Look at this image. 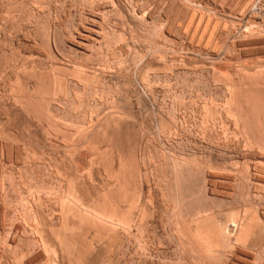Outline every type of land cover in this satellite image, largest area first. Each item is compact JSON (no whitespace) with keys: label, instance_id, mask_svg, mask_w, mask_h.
<instances>
[{"label":"rangeland","instance_id":"1","mask_svg":"<svg viewBox=\"0 0 264 264\" xmlns=\"http://www.w3.org/2000/svg\"><path fill=\"white\" fill-rule=\"evenodd\" d=\"M98 1L0 0V23L7 18L11 20H8L10 27L15 26L7 31L9 42L17 33L14 38L19 44L15 42V46L8 47H17L15 59L18 58L20 73L17 70L22 79H13L9 72L0 70L1 93L14 92L18 103L19 100L22 103L17 107L14 121L5 100L0 102V264H242L247 258L253 262L249 264H264V230L261 231L264 229L261 224L264 223V190L253 183L254 172L260 177L264 174V154L260 153L264 147L257 149L249 144L255 138L264 143L261 119L264 112L261 114L260 108L255 107L259 115H254L260 119L255 118L259 122L253 124V116L246 115L252 110L251 105L245 109L252 96L241 104L244 103L241 95L246 92L252 90L254 95L264 92V0H100L99 3L114 4V9L105 13L106 37L103 36V43L93 47L92 52L76 54L71 50L73 37L85 26L92 12L99 10ZM195 16L210 19L207 33L202 28L203 33L194 32L200 19ZM11 30L16 32L11 33L13 36ZM205 54L214 58H207ZM247 75L248 82L242 80ZM250 79L254 85L249 83ZM242 82L249 83L248 88L241 90ZM12 87L16 91L9 92ZM230 87L232 91L246 92L236 90L238 96L240 93L238 97L235 91L231 93ZM263 94L255 95L257 99L251 98L261 103L258 104L262 106L261 112ZM20 98H28L25 105L33 108L30 109L34 115L25 113L27 106L24 111V100ZM233 98L239 104L232 102ZM229 101L234 104L230 105ZM251 101L254 100L250 104ZM206 103L209 106L205 107ZM211 104L214 114L222 116H217L219 120L212 118L216 120L212 121L215 125L209 123L210 117H216L212 110V115L209 114ZM227 105L231 111L235 109V115L245 113L239 116L240 121ZM233 105L242 108L237 111L239 106ZM201 107L206 108L205 112ZM226 113L237 119L227 118ZM223 115L226 116L223 118ZM241 116H250L252 120L244 126ZM220 120L224 123L220 124ZM237 122L241 124L236 125ZM9 134L15 139L14 144L9 142ZM252 153L261 156L262 166L255 168L250 162L248 154ZM259 168L263 173L258 172ZM224 177H229V181H223ZM208 179L216 181L211 184ZM224 184L228 187L224 186L223 192ZM108 211L111 216L107 215ZM195 215L203 224L196 222ZM251 215L262 218L256 221L260 232L251 234L252 240L248 238L250 241L247 239L242 245L240 242L223 244L210 255L197 251V241L192 243L194 237L189 233H196L201 226L202 229L206 226L203 230L208 227L212 230L228 221L233 227L239 221L248 222ZM90 217L109 220L103 219L104 223L102 220L99 225V219L96 223L93 220V224ZM115 218L122 220L124 227ZM83 219L86 224L82 223ZM131 220L126 230L125 223ZM115 223L122 227L118 228ZM101 227L106 228L101 230ZM186 233L190 238L187 239Z\"/></svg>","mask_w":264,"mask_h":264},{"label":"bare ground","instance_id":"2","mask_svg":"<svg viewBox=\"0 0 264 264\" xmlns=\"http://www.w3.org/2000/svg\"><path fill=\"white\" fill-rule=\"evenodd\" d=\"M2 1H4V0H2ZM17 1H18V0H17ZM90 1H91V0H90ZM92 1L96 2V1H98V0H92ZM99 1H100V0H99ZM99 1L97 2V3L99 4V10H98L99 12L97 11V12H92L93 14H91V15L89 14L90 17H89L88 22H86V24H84L85 26H82L81 30H80L79 32H77V35H75V37H73V38H74V40H73V46H72V48H71V47H70V48H71V50H72L73 52H75L76 54H78V53H82V54H83V53H86V54H87V52L89 53L90 50H91L93 47H96L97 44H99V43H103V42H102V40L104 39V38H103V36H104V33H103V32H105V31H104V30H105L104 27L107 26V25L104 26V24L106 23L105 20L107 21V19H106V17H105V15H106L105 13H108V11H112V9H114V4H113V2H110V1L107 2L108 0H107L106 2L104 1L105 3H104V2H103V3L100 2L101 4L99 3ZM21 2H22V1H21ZM28 2H30V1H28ZM65 2H66V1H65ZM87 2H88V1H87ZM7 3H8V2H7ZM56 3H57V1H56ZM60 3H61V2H60ZM8 4H9V3H8ZM12 4H13V2H12ZM21 4H22V3H21ZM23 4H24V3H23ZM23 4H22V5H23ZM25 4H26V3H25ZM30 4H31V2H30ZM2 5H3V3H2ZM5 5H7V4H5ZM94 5H95V4H94ZM17 6H18V5H17ZM24 6H25V5H24ZM27 6H28V5H27ZM57 6H58V5H57ZM8 7H9V6H8ZM15 7H16V5H15ZM21 7H22V6H21ZM59 7H61V6H59ZM16 8H17V7H16ZM22 8H23V7H22ZM25 8H26V7H25ZM96 8H97V7H96ZM14 9H15V8H14ZM27 9H28V8H27ZM29 10H30V9H29ZM29 10H28V12H29ZM250 10H251V9H250ZM15 11H16V9H15ZM90 12H91V11H90ZM26 13H27V12H26ZM112 13H113V12H112ZM16 14H17V13H16ZM23 14H24V13H23ZM13 15H14V14H13ZM26 15L29 16V14H26ZM109 15H111V12H110ZM109 15H108V16H109ZM194 15H195V14H194ZM194 15H193V16H194ZM111 16H113V15H111ZM145 16H146V15H145ZM14 17H16V16H14ZM18 17H20V16H18ZM86 17H87V16H86ZM195 17H197V16H195ZM199 17H200V16H199ZM199 17H197V18H199ZM245 17H246V16H245ZM10 18H11V17H10ZM26 18H27V17H26ZM28 18H29V17H28ZM87 18H88V17H87ZM108 18H110V17H108ZM135 18H136V16H135ZM139 18H140V17H139ZM11 19H12V18H11ZM15 19H17V18H15ZM104 19H105V20H104ZM193 19H195V18L193 17ZM8 20L11 21L10 19H7V18H6V20L4 19V21L0 23V30H2V32H1V33H2V37H0V44L3 43V44L1 45L2 48H0V49H2V50H1V52H2V53H1V54H2V59H1V62H0V64H1V65H0V70H1L2 73H4L5 71H6V72H9V76H10L11 78H13V79L16 78V79H17V78L20 77V76L18 75L19 67L17 68V59H18V58L15 59V58H16V55H17V54H16V52H17L16 48H17V47H16V48H15V47H13V48H9V47H8L9 44L15 46V42H17V38H14V36L17 37V35H16L17 33H16L15 31H13V30L10 31V34L13 33V32L16 33V34H15L14 36L11 34V35L13 36V38H11L12 41L10 40V42H9V39H8V38H9V36H8L9 34H7V33H9V32H7V31H9V29H13L15 26L13 25L14 27L11 28ZM12 20H13V19H12ZM17 20H18V19H17ZM133 20H134V19H133ZM145 20H146V19H145ZM197 20H198V19H197ZM26 21H27V20H26ZM86 21H87V20H86ZM135 21H136V20H135ZM19 22H20V21H19ZM27 22H28V21H27ZM141 22H142V21H141ZM210 22H211L210 19L205 20L204 18H201V17H200V19L198 20V22L196 21V24H195L196 26H195V31H194V32H196V33L202 32V29H204L203 32H205L206 30H208L207 27L210 25ZM22 23H24V22H22ZM30 23H31V22H30ZM194 23H195V20H194ZM216 23H217V22H216ZM14 24H15V23H14ZM219 24H220V23H219ZM22 25H23V24H22ZM22 25H21V26H22ZM26 25H27V24H26ZM26 25H25V26H26ZM31 25H32V24H31ZM31 25H30V26H31ZM23 26H24V25H23ZM23 26H22V27H23ZM217 26H218V24H217ZM16 27H17V26H16ZM19 27H20V26H19ZM218 27H219V26H218ZM17 28H18V27H17ZM20 28H21V27H20ZM20 28H19V29H20ZM24 28H25V27H24ZM201 28H202V29H201ZM210 28H211V27H210ZM213 29H215V28L213 27ZM25 30H26V29H25ZM25 30H24V31H25ZM16 31H17V30H16ZM203 32H202V33H203ZM213 32H214V31H213ZM14 33H13V34H14ZM20 33H21V31H20ZM196 33H195V35H194L195 37L197 36ZM205 33H207V32H205ZM24 34H26V33H24ZM199 34H200V33H199ZM251 34H252V33H251ZM11 35H10V36H11ZM19 35H20V34H19ZM210 35H211V34H210ZM212 35H213V33H212ZM0 36H1V34H0ZM7 36H8V37H7ZM12 36H11V37H12ZM27 36H28V35H27ZM27 36H25V37L28 38ZM194 36H193V37H194ZM245 36H246V35H245ZM23 37H24V36H23ZM29 37H30V36H29ZM104 37H106V35H105ZM198 37H199V36H198ZM198 37H197V38H198ZM202 37H203V36H202ZM18 38H19V37H18ZM53 38H54V37H53ZM73 38H72V39H73ZM200 38H201V37H200ZM210 38H211V37H210ZM56 39H57V38H56ZM193 39H194V38H193ZM201 39H202V38H201ZM18 40H19V41H22V39L20 40V38H19ZM195 40H196V39H195ZM208 40H209V39H208ZM210 40H211V39H210ZM53 41H54V39H53ZM104 41H105V40H104ZM71 42H72V41H71ZM17 43L19 44V42H17ZM20 43H21V42H20ZM26 43H27V42H26ZM26 43H25V44H26ZM30 43H31V42H30ZM27 45H28V44H27ZM71 45H72V44H71ZM30 46H31V44H30ZM99 46H100V45H99ZM27 48L29 49V47H27ZM25 49H26V47H25ZM30 49H31V47H30ZM19 50H21V49H19ZM92 50H93V49H92ZM92 50H91V52H92ZM94 50H95V49H94ZM8 51H9L10 53H8ZM200 51H201V49H200ZM200 51H199V52H200ZM202 52H203V51H202ZM202 52H201V53H202ZM209 52H210V51H209ZM19 53H20V52H19ZM20 54H21V53H20ZM73 54H74V53H73ZM198 54H199V53H198ZM203 54H204V53H203ZM203 54H201L202 58H203V56H204ZM206 54H208V53H206ZM206 54H205V56L207 57ZM89 55H90V54H89ZM213 56H214V55H213ZM19 57H20V55H19ZM24 57H25V56H24ZM197 57H198V56H197ZM209 57H211V56H209ZM209 57H207V58H209ZM187 58H188V57H187ZM195 58H196V57H195ZM200 58H201V57H200ZM207 58H206V59H207ZM211 58H214V57H211ZM197 59H198V58H197ZM155 60H156V59H155ZM200 60H201V59H200ZM204 60H205V58H204ZM209 60L212 61V59H209ZM158 61H159V60H158ZM195 61H197V60H195ZM205 61L207 62V60H205ZM205 61H204V62H205ZM201 62H202V65H204L203 61H201ZM29 63H30V62H29ZM182 63H183V62H182ZM208 63H209V61H208ZM208 63H206V64H208ZM212 63H214V62H212ZM215 63H216V62H215ZM185 64H186V63H185ZM195 64H196V63H195ZM200 64H201V63H200ZM179 65H180V64H179ZM213 65H214V64H213ZM221 65H222V64H221ZM24 66H25V65H24ZM29 66H30V65H29ZM176 66H177V65H176ZM180 66H181V65H180ZM197 66H198V65H197ZM199 66H200V65H199ZM21 67H22V66H21ZM25 67H26V66H25ZM59 67H60V66H59ZM110 67H111V66H110ZM113 67H114V66H113ZM183 67H184V66H183ZM27 68H28V67H27ZM62 68H63V67H62ZM119 68H120V67H119ZM123 68H124V67H123ZM197 68H199V67H196L195 69H197ZM200 68H201V67H200ZM202 68H203V67H202ZM17 69H18V70H17ZM20 69H21V68H20ZM22 69H24V68H22ZM28 69H29V68H28ZM63 69H64V68H63ZM79 69H80V68H79ZM92 69H93V68H92ZM121 69H122V68H121ZM121 69H120V70H121ZM175 69H176V68H175ZM178 69H179V68H178ZM192 69H193V68H192ZM25 70H26V69H25ZM56 70H57V69H56ZM56 70H55V71H56ZM58 70H60V69H58ZM64 70H65V69H64ZM77 70H78V69H77ZM110 70H111V69H110ZM206 70H207V67H206ZM215 70H216V69H215ZM83 71H84V70H83ZM94 71H95V70H94ZM188 71H189V70H188ZM203 71H204V70H203ZM1 72H0V73H1ZM75 72H76V71H75ZM75 72H74V73H75ZM79 72H80V71H79ZM84 72H85V71H84ZM112 72H113V71H112ZM120 72H121V71H120ZM120 72H119V73H120ZM201 72H202V71H201ZM245 72H246V71H245ZM19 73H20V70H19ZM31 73H32V72H31ZM56 73H57V71H56ZM77 73H78V72H77ZM80 73H82V71H81ZM80 73H79V74H80ZM86 73H87V71L85 72V74H86ZM121 73H122V72H121ZM184 73H185V72H184ZM190 73H191V72H190ZM209 73H210V72H209ZM6 74H8V73H6ZM6 74H5V75H6ZM24 74H26V72H25ZM79 74H78V75H79ZM221 74H222V73H221ZM260 74H262V73H260ZM1 75H2V74H1ZM17 75H18V76H17ZM26 75H27V74H26ZM72 75H73V74H72ZM130 75H131V74H130ZM183 75H184V74H183ZM190 75H191V74H190ZM194 75H195V73H194ZM197 75H198V74H197ZM201 75H202V74H201ZM257 75H258V73L256 74L255 77H257ZM262 75H263V74H262ZM262 75H261V76H262ZM7 76H8V75H6V77H7ZM83 76H84V74H83ZM95 76H96V75H95ZM245 76H246V75H245ZM245 76H244V78H245ZM247 76H248V75H247ZM252 76H253V75H252ZM3 77H4V75H3ZM81 77H82V76H81ZM88 77H91V76H88ZM118 77H119V76H118ZM123 77H124V76H123ZM201 77H202V76H201ZM242 77H243V76H242ZM85 78H86V77H85ZM91 78H93V77H91ZM204 78H205V77H204ZM228 78H229V77H228ZM247 78L249 79V76L246 77V79H243V78H242V80H245L246 82H248L249 80H248ZM4 79H5V78H4ZM9 79H10V78H9ZM13 79H12V80H13ZM80 79H81V78H80ZM82 79H84V78L82 77ZM87 79H88V78H87ZM93 79H94V78H93ZM98 79H99V78H98ZM218 79H219V78H218ZM220 79H221V78H220ZM255 79H256V78H255ZM1 80H2V79H1ZM17 80L19 81V80H22V79L19 78V79H17ZM17 80H16V81H17ZM203 80H204V79H203ZM247 80H248V81H247ZM252 80H254V79L252 78ZM23 81H24V80H23ZM86 81H87V80H86ZM227 81H228V80H227ZM14 82H15V81H14ZM14 82H13V83H14ZM206 82H207V81H206ZM246 82H242L241 85L239 84V85H240L239 88H241V90H242V87H243V88H244V87H247V88H248V85H247V84L251 83V79H250V82H249V83L246 84ZM256 82L258 83V81H256ZM21 83H22V82H21ZM119 83H120V82H119ZM214 83H215V82H214ZM240 83H241V82H240ZM259 83H260V82H259ZM259 83H258V84H259ZM16 84H17V82L15 83L14 86H16ZM196 84H197V83H196ZM199 84H200V83H199ZM215 84H216V83H215ZM243 84H244V85H243ZM251 84H253V82H252ZM251 84H250L249 86H251ZM262 84H263V83H262ZM20 85H21V84H20ZM202 85H203V84H202ZM242 85H243V86H242ZM246 85H247V86H246ZM253 85H254V84H253ZM260 85H261V84H260ZM26 86H27V85H26ZM210 86H211V85H210ZM225 86H226V85H225ZM229 86H230V85H229ZM229 86H227V87H229ZM232 86H233V85H232ZM258 86H259V85H258ZM18 87H20V86H18ZM18 87H17V88H18ZM24 87H25V85H24ZM206 87H207V86H206ZM233 87H235V85H234ZM262 87H263V86H262ZM13 88L16 89L15 87H12V88H10L9 92H10ZM26 88H27V87H26ZM26 88H24V89H26ZM29 88H30V87H29ZM237 88H238V86H237ZM14 89H13L12 91H16V90H14ZM20 89H21V88H20ZM22 89H23V88H22ZM193 89H194V88H193ZM228 89H229V88H227V90H228ZM1 90H2V89H1ZM236 90H239V89H235V90H234L235 92H234V91H232V89H231V87H230V91H232L231 93L234 92V93L237 94V96H238V93H236ZM244 90H245V89H244ZM18 91L20 92L21 90H18ZM199 91H200V90H199ZM239 91H240V90H239ZM251 91H252V90H251ZM251 91H248V93H250V94H248V93L246 92V90H245V91H240V93L243 92L242 94H244V93L246 92L245 95H241V97L243 96V98L240 97V98L243 100V102H244V103H241V102L239 101L241 104H245V101L248 100V98H250V96L254 97L255 95H260V94L264 93V92H261L260 94H259V93H258V94L255 93V95H254V93H253L254 91H252V92H251ZM19 92H18V95H20ZM228 92H229V91H228ZM228 92H227V93H228ZM237 92H238V91H237ZM0 93H1V91H0ZM7 93H8V92H7ZM13 93H14V92H10V94H4V93H1L2 95H0V102H2V101L4 102V100H5V103H4V104L7 106V108H8L9 111H10V112L8 111V112H9V115L12 117V119L14 118V121H15V119H16V117H17V113H18V112H17V110H18L17 107H18V105H21V106H22V103L20 104V102H21L20 100H19V103H18V100H17L18 97H17V96L14 97V95H16V93H15L14 95H13ZM231 93H228V94L230 95ZM240 93H239V96H240ZM24 94H25V93H24ZM12 95H13V96H12ZM22 95H23V94H22ZM196 95H198V93H197ZM225 95H226V93H225ZM232 95H233V94H232ZM232 95H231V96H232ZM246 95H247V96L249 95V96L247 97ZM263 95H264V94H263ZM23 96H25V95H23ZM30 96H31V94H30ZM200 96H201V95H200ZM202 96H203V95H202ZM204 96H207V95H204ZM216 96H217V95H216ZM231 96H230V97H231ZM239 96H238V97H239ZM244 96L247 97V98H245ZM21 97H22V96H21ZM27 97H29V96H27ZM194 97H195V96H194ZM194 97H193V98H194ZM225 97H227V96H225ZM232 97H233V96H232ZM252 97H251V98H252ZM257 97H258V96H257ZM257 97H254V98L257 99ZM261 97H262V96H261ZM263 97H264V96H263ZM30 98H31V97H30ZM202 98H203V97H202ZM206 98H207V97H206ZM208 98H209V97H208ZM211 98H212V97H211ZM211 98H209V99H211ZM227 98H229V97H227ZM227 98H226V99H227ZM234 98L236 99V96H235ZM234 98H233V99H234ZM251 98L249 99V101H250V100H254V101H255V102L253 101V102H254V106L252 105V103H253L252 101H251V102H252L251 104H250V102L248 101L249 104H247V102H246L245 109L247 110V105H248V107L251 105V106H250V108L252 107V108H251V109H252L251 111L254 110V111H253V115L250 114V113H252L250 110H249V112H246V115L248 116V113H249L250 116H253V119H254V120H252V119H251L252 117H250V116H249L248 118H247V116H246V118H244L243 116H244L245 113H244V112H241V113L243 114V116H241V117L244 118V120H243V122L245 123L244 126H246V125L248 124L249 119H250V121H251V120L253 121V122H252L253 124H255V123L258 124L257 122H259V121H258L257 119H260V117L258 116V118H257V115H256V117H255V115H254L255 111L258 110V109H256L257 107L260 108V109H259V112H260L261 114L264 112V109H263L262 112H261V108H262V106H261V105H258V104H261V103H257L258 100H255L254 98L251 99ZM258 98H259V97H258ZM20 99H23V100H24V104H23V105H24V106H23V110H24V111H25V106H27V107H26V111H25V113H27L28 115H29V114H30V115L33 114V113H32L33 108H31V106L28 107V106H29L28 104L25 105L26 103H28V102L25 103V100H27L28 98H27V99L20 98ZM197 99H199V98H197ZM197 99H196V100H197ZM203 99H204V98H203ZM212 99H213V98H212ZM226 99H225V101H228V100H226ZM230 99H231V98H230ZM233 99H232V100H233ZM235 99H234L232 102H234V103L237 102L236 104H239V103H238V100H235ZM241 99H239V100H241ZM244 99H245V101H244ZM1 100H2V101H1ZM242 100H241V101H242ZM263 100H264V99H263ZM263 100L261 99V102H262ZM194 101H195V100H194ZM199 101L202 102V99H201V100L199 99ZM204 101H205V100H204ZM204 101H203V104H204ZM206 101H207V99H206ZM206 101H205V102H206ZM214 101H215V100H214ZM222 101H223V100H222ZM230 101H231V100H230ZM230 101H229V104H230ZM30 102H32V101L30 100ZM192 102H193V100H192ZM196 102H197V101H196ZM208 102L211 103V101H208ZM215 102H216V101H215ZM215 102H213V103H215ZM17 103H18V104H17ZM209 103H208V104H209ZM219 103H220V102H219ZM222 103H223V102H222ZM227 103H228V102H227ZM227 103H225V104H227ZM234 103H231L230 105H232V104H234ZM262 103H264V102H262ZM31 104H32V103H31ZM198 104H199V103H198ZM200 104H201V103H200ZM208 104L206 103V106H205V107L209 106ZM215 104H216V103H215ZM215 104H214V105H215ZM217 104H218V102H217ZM223 104H224V103H223ZM225 104H224V105H225ZM193 105H194V104H193ZM196 105H197V104H196ZM219 105H220V104H219ZM256 105H257V106H256ZM262 105H264V104H262ZM2 106H3V105H2ZM21 106H20V107H21ZM197 106H198V105H197ZM200 106H202V105H200ZM220 106H221V108H222V105H220ZM238 106H239V108H238ZM238 106H237V105H236V106L233 105L232 107H237L238 110H237V109H236V110L239 111V109H241L242 107L240 108V105H238ZM241 106H242V105H241ZM243 106H244V105H243ZM260 106H261V107H260ZM203 107H204V106H203ZM212 107H213V106H212V104H211V108H212ZM214 107H215V106H214ZM216 107H218V106H216ZM216 107H215V108H216ZM223 107H224V106H223ZM230 107H231V106L227 105V109L230 108ZM255 107H256V108H255ZM7 108H6L5 110H8ZM30 108H31L32 110H31ZM195 108H197V107H195ZM198 108H199V107H198ZM201 108H202V107H201ZM201 108H200V109H201ZM211 108H210V110H209V111H210L209 114H211V110H212V112H213V108H212V109H211ZM254 108H255V109H254ZM263 108H264V107H263ZM192 109H193V108H192ZM202 109H203V108H202ZM222 109H225V107L222 108ZM227 109H226V112L228 111ZM243 109H244V107H243ZM196 110H197V109H196ZM203 110H204V109H203ZM205 110H206V108H205ZM205 110H204V112H205ZM214 110L216 111V109H214ZM229 110H230V112L233 113V115L236 114V113L234 114L235 109H234V112L231 111V108H230ZM209 111L207 110V112H209ZM218 111H219V110H218ZM223 111H224V110H223ZM243 111H245V110H243ZM38 112H39V111H38ZM192 112H193V111H192ZM194 112H195V111H194ZM200 112H201V111H200ZM204 112H203V113H204ZM207 112H206V113H207ZM220 112H221V111H220ZM34 113H35V112H34ZM39 113H40V112H39ZM39 113H38V114H39ZM201 113H202V112H201ZM201 113H200V115H201ZM206 113H205V114H206ZM218 113H219V112H218ZM7 114H8V113H7ZM27 114H26V115H27ZM207 114H208V113H207ZM207 114H206L207 117L210 116V115H207ZM213 114H214V112H213ZM221 114H222V112H221ZM226 114H227V113H226ZM230 114H231V113H230ZM238 114H239V112L237 113V115H238ZM242 114H240V115H242ZM255 114H258V113L256 112ZM9 115H8V116H9ZM33 115H34V114H33ZM200 115H199V116H200ZM211 115H212V114H211ZM214 115H215V114H214ZM219 115H220V114H217V116H219ZM237 115H235V116H237ZM240 115H238V118H239ZM258 115H259V114H258ZM263 115H264V114H262V117H263ZM202 116H203V115H202ZM204 116H205V115H204ZM215 116H216V115H215ZM217 116H216V117H213V116H212V117H210V120L207 119V121L209 120V121H210V122H209L210 124L213 123V125H215L214 122H215L216 120H212V118H213V119L216 118L217 120H219L220 118L218 117V118H219V119H218ZM225 116H226V115H223V118H224ZM229 116H230V115H229V113H228L227 116H226L227 118H232L233 120H236V119H237V117H235V116H233L234 118L232 117V115H231L230 117H229ZM28 117H29V116H28ZM220 117H222V116L220 115ZM262 117H261V119L264 121V117H263V118H262ZM45 118H46V117H45ZM47 118H48V117H47ZM176 118H177V117H176ZM194 118H195V117H194ZM201 118H202V117H201ZM208 118H209V117H208ZM223 118H221V120H222ZM243 118H242V119H243ZM255 118H257V119H255ZM12 119H9V120L13 121ZM41 119H42V118H41ZM204 119H205V117H204ZM232 119H228V120H232ZM9 120H7V121H9ZM50 120H51V119H50ZM50 120H49V122H51ZM109 120H110V119H109ZM205 120H206V119H205ZM221 120L219 121V122H221L220 124L224 123V122H222ZM238 120L240 121V118H239ZM262 120H260L261 123H262ZM14 121H13V122H14ZM46 121H47V120H46ZM107 121H108V120H107ZM203 121H204V120H203ZM207 121H206V123H208ZM212 121H214V122H212ZM225 121H226V119H225ZM241 121H242V120H241ZM245 121H246V122H245ZM247 121H248V122H247ZM255 121H256V122H255ZM101 122H102V121H101ZM105 122H106V121H105ZM109 122H110V121H109ZM231 122L234 123V121H231ZM254 122H255V123H254ZM9 123L11 124V122H9ZM118 123H119V121H118ZM197 123H198V122H197ZM200 123H201V122H200ZM209 123H208V124H209ZM52 124H54V123H52ZM52 124H51V125H52ZM113 124H114V123H113ZM113 124H112V125H113ZM116 124H117V123H116ZM116 124H115V125H116ZM202 124H203V123H202ZM216 124H217V122H216ZM235 124L237 125L238 122L235 123ZM239 124H241V123H239ZM239 124H238V125H239ZM249 124H251V122H250ZM263 124H264V122H263ZM120 125H121V124H120ZM213 125H211V126L213 127ZM242 125H243V123H242ZM259 125L261 126L260 123H259ZM259 125H257V126H259ZM118 126H119V125H118ZM122 126H123V125H122ZM203 126H204V125H203ZM208 126H209V125H208ZM240 126H241V125H240ZM249 126H250V125H249ZM254 126H255V125H254ZM262 126H263V125H262ZM111 127H112V126H111ZM175 127H176V126H175ZM206 127H207V125H206ZM206 127H203V128H206ZM242 127H243V126H242ZM107 128H108V127H107ZM122 128H123V127H122ZM248 128H249V127H248ZM251 128H252V127H251ZM253 128H254V127H253ZM11 129H12V128H11ZM100 129H101V128H100ZM119 129H120V128H119ZM143 129H144V128H143ZM165 129H166V128H165ZM12 130H13V129H12ZM109 130H110V129H109ZM172 130H173V129H172ZM176 130H177V129H176ZM245 130H247V128H246V129H243V133H244ZM100 131H101V130H100ZM102 131H103V130H102ZM102 131H101V132H102ZM104 131H105V130H104ZM4 132H6V130H5ZM8 132H9V131H8ZM8 132H7V133H8ZM121 132H122V131H121ZM164 132H165V131H164ZM245 132H246V131H245ZM171 134H172V132H171ZM193 134H194V133H193ZM207 134H208V133H207ZM213 134H214V133H213ZM244 134H245V133H244ZM1 135H2V134H1ZM9 135H10V137L8 138L9 142H10V143L12 142L11 144H14L13 142H14L15 139H14L13 137H11V134H9ZM112 135H113V134H112ZM175 135H176V134H175ZM245 135H246V134H245ZM248 135H249V134H248ZM250 135H251V134H250ZM252 135H253V134H252ZM13 136H14V135H13ZM109 136H110V135H109ZM254 136H255V135H254ZM254 136H252V137H254ZM184 137H185V136H184ZM213 137H214V136H213ZM245 137H246V136H245ZM252 137H250V138H252ZM262 137H263V136H262ZM192 138H193V137H192ZM218 139H219V137H218ZM247 139H248V136H247ZM255 139H256V138H255ZM255 139H254V141H253L252 139H250V140H249V144L252 145V146L255 145V147H257V149H258V148H263V147H264V143H263V142H259V140L256 141ZM251 140H252V141H251ZM246 141H248V140H246ZM263 141H264V140H263ZM188 142H189V141H188ZM239 142H240V141H239ZM4 143H5V142H4ZM7 143H8V142H7ZM8 144H9V143H8ZM249 144H248V145H249ZM2 145H3V144H2ZM218 145H219V144H218ZM13 146H14V145H13ZM17 146H18V145H17ZM0 147H1V145H0ZM234 147H235V146H234ZM249 147H251V146H249ZM244 148H245V147H244ZM9 149H10V145H9ZM11 149H12V148H11ZM2 150H3V148H2ZM262 150H263V153H262V152H260V153H261V154H264V149H262ZM262 150H261V151H262ZM8 151H9V150H8ZM200 151H201V150H200ZM259 151H260V150H259ZM261 154H260V155H261ZM248 155H249L248 158L250 159V162L254 165L255 168H258V167L260 166V164H261V166L264 164V163H263V164L261 163V162H262V161L260 160L261 156L254 155L253 153H252V154H248ZM119 156H120V155H119ZM122 156H123V155H122ZM171 156H172V155H171ZM174 156H175V155H174ZM174 156H173V157H174ZM262 157H264V156H262ZM196 159H197V158H196ZM123 160H124V159H123ZM179 161H180V160H179ZM179 161H178V162H179ZM182 161H183V160H182ZM122 162H123V161H122ZM176 162H177V161H176ZM182 163H183V162H182ZM1 164H2V163H1ZM175 164H177V163H175ZM180 164H181V163H180ZM210 164H211V163H210ZM121 165H122V164H121ZM159 165H160V164H159ZM198 165H199V164H198ZM205 165H206V164H205ZM122 166H123V165H122ZM182 166H183V165H182ZM182 166H181V167H182ZM203 166H204V164H203ZM232 166H233V165H232ZM263 166H264V165H263ZM118 167H119V166H118ZM175 167L179 169V167H177V165H176ZM233 167H234V166H233ZM120 168H121V167H120ZM145 168H146V167H145ZM187 168H188V166H187ZM198 168H199V167H198ZM210 168H211V167H210ZM216 168H217V167H216ZM195 169H196V168H195ZM212 169H213V168H212ZM214 169H215V168H214ZM225 169H226V168H225ZM156 170H157V169H156ZM159 170H160V169H159ZM184 170H185V169H184ZM222 170H223V169H222ZM249 170H250V169H249ZM140 171H141V170H140ZM189 171H190V169H189ZM196 171H197V170H196ZM201 171H202V170H201ZM205 171H206V170H205ZM261 171H263V170H261ZM163 172H164V171H163ZM217 172H218V171H217ZM223 172H224V171H223ZM248 172H249V171H248ZM258 172H259V173H263L264 171H263V172H260V168H259V171H258ZM117 173H118V172H117ZM124 173H125V172H124ZM138 173H139V172H138ZM161 173H162V172H161ZM171 173H172V172H171ZM171 173H170V174H171ZM194 173H195V172H194ZM218 173H219V172H218ZM218 173L215 174V172H214V175H216L217 177H219V176H218V175H219ZM238 173H239V172H238ZM246 173H247V172H246ZM249 173H250V172H249ZM259 173H258V174H259ZM122 174H123V173H122ZM232 174H233V173H232ZM235 174H236V173H235ZM253 174H254V175L256 174L255 177H254L255 179L252 177V178L255 180L253 183L256 184L257 186L261 187V189L264 190V179L262 178L264 174H263V175L261 174L262 177H260V174H259V176H258L257 173H255V172H254ZM119 175H120V174H119ZM136 175H137V173H136ZM211 175L213 176V173H212ZM211 175H210V176H211ZM222 175L224 176L225 173L222 174ZM254 175H252V176H254ZM122 176H123V175H122ZM187 176H189V175H187ZM223 176H222V177H223ZM226 176H228V173L226 174ZM232 176H233V175L230 174V177H232ZM114 177H115V176H114ZM114 177H113V178H114ZM147 177H148V176H147ZM163 177H164V176H163ZM233 177H234V176H233ZM10 178H11V177H10ZM148 178H149V177H148ZM158 178H159V177H158ZM160 178H161V177H160ZM188 178H189V177H188ZM220 178H221V176H220ZM249 178H250V177H249ZM249 178H248V179H249ZM6 179H8V177H7ZM114 179H115V178H114ZM144 179H145V178H144ZM153 179H154V178H153ZM179 179H180V178H179ZM184 179H185V178H184ZM210 179H211V178H210ZM210 179H208V180L211 182V184H212V182L216 181L215 179H214V181H212V180H210ZM223 179H224V180H223ZM223 179H220V180H223V181H229V177H227V178L224 177ZM234 179H235V178H234ZM119 180H120V179H119ZM150 180H151V179H150ZM218 180H219V179H218ZM230 180H231V179H230ZM9 181H10V180H9ZM155 181H156V180H155ZM186 181H187V180H186ZM231 181H232V180H231ZM231 181H230V182H231ZM234 181H235V180H234ZM234 181H232V182H234ZM247 181H248V180H247ZM251 181H252V180H251ZM117 182H118V181H117ZM153 182H154V181H153ZM173 182H174V181H173ZM207 182H208V181H207ZM219 182H220V181H219ZM230 182H229V183H230ZM232 182L230 183L231 185L234 184V183H232ZM115 183H116V181H115ZM146 183H147V182H146ZM181 183H182V182H181ZM216 183H217V182H215V184H216ZM226 183L229 184L228 182H226ZM251 183H252V182H251ZM15 184H16V183H15ZM15 184H13V185H15ZM116 184H117V183H116ZM119 184H120V181H119ZM164 184H165V183H164ZM179 184H180V183H179ZM213 184H214V183H213ZM218 184H219V183H217L216 185H218ZM220 184L222 185L221 182H220ZM227 184H226V185H227ZM9 185H10V184H9ZM209 185H210V184H209ZM20 186H21V185H20ZM113 186H114V185H113ZM118 186H119V185H118ZM160 186H161V185H160ZM210 186H211V188H212V185H210ZM218 186H220V185H218ZM224 186H225V184L223 185V192H224V189H225ZM229 186H230V185H229ZM155 187H156V186H155ZM173 187H174V186H173ZM213 187H214V186H213ZM221 187H222V186H221ZM225 187H228V186H225ZM232 187H233V186H232ZM248 187H249V186H248ZM255 187H256V186H255ZM9 188H10V187H9ZM13 188H15V187H13ZM140 188H141V187H140ZM156 188H157V187H156ZM201 188H202V187H201ZM211 188H210V190H211ZM214 188H215V187H214ZM216 188H217V187H216ZM229 188H231V187H229ZM229 188H227V189H229ZM109 189H110V188H109ZM148 189H149V188H148ZM166 189H167V188H166ZM259 189H260V188H259ZM259 189H258V190H259ZM261 189H260V191H262ZM14 190H15V189H14ZM157 190H158V189H157ZM212 190H213V189H212ZM217 190H218V189H217ZM220 190H221V189H220ZM3 191H4V190H3ZM6 191H7V190H6ZM170 191H171V190H170ZM197 191H198V190H197ZM207 191H208V190H207ZM218 191H219V190H218ZM225 191H226V189H225ZM167 192H168V191H167ZM212 192H214V191H212ZM249 192H250V191H249ZM263 192H264V191H262V193H263ZM105 193H106V195H107L108 192H105ZM150 193H151V192H150ZM7 194H8V193H7ZM13 194H15V193H13ZM13 194H12V195H13ZM176 194H177V193H176ZM206 194H207V193H206ZM213 194H214V193H213ZM263 194H264V193H263ZM103 195H104V194H103ZM163 195H164V194H163ZM163 195H162V196H163ZM209 195H210V194H209ZM108 196H109V195H108ZM182 196H184V194H183ZM206 196H207V195H206ZM17 197H18V195H17ZM193 197H195V196H193ZM110 198H111V197H110ZM178 198H179V201L182 202V200L180 199V198H181L180 195H179ZM205 198H206V197H205ZM7 199H8V198H7ZM11 199H12V198H11ZM19 199H20V198H19ZM121 199H122V198H121ZM126 199H127V198H126ZM149 199H150V198H149ZM166 199H167V198H166ZM182 199H183V198H182ZM193 199H194V198H193ZM63 200H64V199H63ZM63 200H62V201H63ZM99 200H100V199H99ZM175 200H176V199H175ZM175 200H174V202H175ZM18 201H19V200H18ZM94 201H95V200H94ZM94 201H93V202H94ZM122 201H123V200H122ZM161 201H162V200H161ZM96 202H97V200H96ZM98 202H99V201H98ZM65 203H66V201H65ZM105 203H106V202H105ZM149 203H151V201H150ZM166 203H167V202H166ZM169 203H170V202H169ZM93 204H94V203H93ZM93 204H92V205H93ZM174 204H176V203H174ZM177 204H179V203H177ZM180 204H181V203H180ZM180 204H179V206H180ZM12 205H13V204H12ZM97 205H98V204H97ZM7 206H8V205H7ZM27 206H28V205H27ZM65 207H67V206H65ZM90 207H91V206H90ZM143 207H144V206H143ZM13 208H14V207H13ZM100 208H101V207H100ZM113 208H114V207H113ZM117 208H118V207H117ZM134 208H135V207H134ZM137 208H138V207H137ZM178 208H179V207H178ZM21 209H22V208H21ZM26 209H27V208H26ZM90 209H91V208H90ZM143 209H144V208H143ZM207 209H208V208H207ZM88 210H89V209H88ZM94 210H95V208L93 209V211H94ZM116 210H117V209H116ZM118 210H119V209H118ZM183 210H184V209H183ZM15 211H16V210H15ZM25 211H26V210H25ZM62 211H63V210H62ZM79 211H80V210H79ZM90 211H92V210H89V212H90ZM96 211H98V209H97ZM99 211H100V210H99ZM104 211H105V210H104ZM110 211H111V210H110ZM113 211H114V210H113ZM113 211H112V212H113ZM142 211H143V210H142ZM152 211H153V210H152ZM205 211H206V210H205ZM71 212H72V211H71ZM101 212H102V211H101ZM143 212H144V211H143ZM150 212H151V211H150ZM187 212H188V211H187ZM201 212L203 213V210H202ZM14 213H15V212H14ZM26 213H27V212H26ZM73 213H74V212H73ZM79 213H80V212H79ZM94 213H95V212H94ZM94 213H93V214H94ZM102 213H103V212H102ZM108 213H109V211H108ZM144 213H145V212H144ZM146 213H147V212H146ZM152 213H153V212H152ZM199 213H200V212H199ZM208 213H209V212H208ZM10 214H11V213H10ZM69 214H70V212H69ZM81 214H83V213H81ZM84 214H86V213H84ZM100 214H101V213H100ZM117 214H118V213H117ZM149 214H150V213H149ZM194 214H198V213H194ZM204 214H205V213H204ZM210 214H212V213H210ZM255 214H256V213H255ZM6 215H7V214H6ZM77 215H78V214H77ZM86 215H87V214H86ZM97 215L99 216V213H98ZM102 215H104V214H102ZM107 215H110V213L107 214ZM181 215H182V214H181ZM202 215H203V214H202ZM20 216H21V215H20ZM25 216H26V215H25ZM64 216H66V215H64ZM68 216H69V215H68ZM80 216H82V215H80ZM91 216H92V215H91ZM110 216H111V215H110ZM110 216H107V217H110ZM114 216H115V215H114ZM132 216H133V215H132ZM146 216H148V213H147ZM146 216H145V217H146ZM151 216H152V215H151ZM153 216H154V215H153ZM177 216H178V215H177ZM189 216H190V215H189ZM191 216H193V215H191ZM197 216H198V215H197ZM197 216L195 215L194 217L197 218ZM203 216H204V215H203ZM203 216H202V217H203ZM211 216H212V215H211ZM211 216H209V217H211ZM257 216H258V215H257ZM82 217H86V218H87V216H85V215L82 216ZM104 217H106V216L104 215ZM134 217H135V215H134ZM149 217H150V216H149ZM212 217H213V216H212ZM250 217H251L252 219H249V218H248V219H247V220H249L248 222L244 223L245 221H244V222H243V221H241V222L239 221V223H237V224H236L235 226H233V227L230 226V225L227 223L228 221H226V223H224V226H222V225H223V224H222V225H220L219 227H213V229H212L213 231L211 230V227H210V229H209V227H208L207 230H206V229L203 230L206 226H205V227L203 226V227H204L203 229H202V226H201V225H200L201 227L199 226L201 229L198 228V227L196 226V227L198 228L197 231H196L195 228H193V230H195L196 233H195L194 231H193V234H192L191 232L189 233V234L193 235L194 238H196V240H195L194 238H192V239L194 240V241H192V243L195 242L194 244H196V241H197V243L199 244V245L197 244V245L199 246V250H198V248H197V251H202V252L207 253V254H210V253H211L210 255H213L212 253H213L214 251H218V248H219V250H220V248L223 247V246H222L223 244H225L224 246H226V245L229 246V244L231 245V243H234V242H240V245H242V244H241L242 242L248 241L249 239L252 240V239L250 238V237H252L251 234H255V233H257V232H258V229H259V227H260V226H259L260 224H258L257 222H260V221H259V220H260L259 218H261V217H259V218L256 217V216H253V217H252V215H251ZM254 217H255L257 220H256ZM15 218H16V217H15ZM22 218H23V217H22ZM43 218H44V217H43ZM78 218H79V216H78ZM95 218H96V217H95ZM95 218H94V217H92V218L90 217V219H92V223H93V220H94V222H95V220H98V219H99L100 221H99V220H98V221H99L100 223L96 221L97 224H99V225H101L102 223H104V220H109V219H104V218H102V220H103V219H104V220H103V222L101 223L102 220H101L100 217H98L97 219H95ZM110 218H111V217H110ZM196 218H195V219H196ZM199 218H200V214H199ZM205 218H207V216H206ZM205 218H204V219H205ZM10 219H11V218H10ZM16 219H17V218H16ZM90 219H88V220H90ZM111 219H112V218H111ZM115 219H116V218H115ZM137 219H138V218H137ZM143 219H144V218H143ZM152 219H153V218H152ZM184 219H185V217H184ZM204 219H203V220H204ZM261 219H262V218H261ZM34 220H35V219H34ZM113 220H114V219H113ZM116 220H117V219H116ZM144 220H145V219H144ZM144 220H143V221H144ZM149 220H150V219H149ZM205 220H207V219H205ZM247 220H246V221H247ZM16 221H17V220H16ZM90 221H91V220H90ZM90 221H89V222H90ZM110 221H111V220H110ZM110 221H107V222H110ZM117 221H119L120 224H122V220L120 221V220L118 219ZM132 221H133V220H131V221H127V222L125 221V222H126V223H125L126 230L128 229L129 226H131ZM143 221H142V222H143ZM184 221H185V220H184ZM200 221H201V220L198 221V218H197V221H196V222H199V223H200ZM256 221H257V222H256ZM80 222H81V221H80ZM85 222H86V221H85ZM96 222H95V223H96ZM107 222H106V223H107ZM112 222H113V221H112ZM112 222H111V223H112ZM129 222H130V223H129ZM146 222H147V221H146ZM181 222H182V220H181ZM186 222H187V221H186ZM203 222H204V221H203ZM14 223H15V222H14ZM78 223H79V222H78ZM82 223H84V219H83V222H82ZM95 223H93V224H95ZM106 223H105V224H106ZM111 223H107V224H111ZM182 223H183V222H182ZM189 223H190V222H189ZM204 223H205V222H204ZM18 224H19V223H18ZM26 224H27V223H26ZM84 224H86V223H84ZM115 224H116V223H115ZM120 224H119V226L122 227V225H123L124 223H123L122 225H120ZM129 224H130V225H129ZM135 224H136V223H135ZM201 224H203L202 221H201ZM261 224H264V223H261ZM14 225H15V224H14ZM39 225H40V224H39ZM81 225H82V224H81ZM81 225H80V227H81ZM117 225H118V223L116 224V226H117ZM139 225H140V224H139ZM143 225H144V224H143ZM148 225H149V224H148ZM186 225H187V224H186ZM198 225H199V224H198ZM205 225H206V224H205ZM36 226H38V224H37ZM103 226H105V225H103ZM106 226H107V225H106ZM109 226H110V227H113L114 224H113V226H111V225H109ZM109 226H107V228H108ZM119 226H117V227L119 228ZM132 226H133V225H132ZM141 226H142V224H141ZM177 226H178V225H177ZM184 226H185V225H184ZM184 226H183V227H184ZM207 226H208V225H207ZM258 226H259V227H258ZM40 227H41V226H40ZM40 227H39V228H40ZM65 227H66V226H65ZM84 227H85V226H84ZM96 227H97V225H96ZM117 227H116V230L118 229ZM123 227H124V225H123ZM257 227H258V228H257ZM39 228H37V229H39ZM101 228H102V227H101ZM105 228H106V227H105ZM105 228H102L101 230H103V229H105ZM184 228H187V229H188L189 227H186V226H185ZM256 228H257V231H256ZM261 228H262V227H261ZM261 228H260V229H261ZM21 229H22V228H21ZM41 229H42V228H41ZM98 229H99V228H98ZM124 229H125V228H124ZM130 229H131V227H130ZM181 229H182V228H181ZM13 230H14V229H13ZM31 230H32V229H31ZM114 230H115V229H114ZM116 230H115L114 232H115V233H118V232H116ZM262 230H264V229H261V231H262ZM15 231H16V230H15ZM22 231H23V230H22ZM35 231H36V230H35ZM97 231H98V230H97ZM99 231H100V230H99ZM179 231H180V230H179ZM184 231H186V230H184ZM191 231H192V228H191ZM6 232H7V231H6ZM18 232H19V230H18ZM45 232H46V230H45ZM129 232H130V230H129ZM186 232H187V231H186ZM259 232H260V230H259ZM259 232H258V233H259ZM36 233H37V232H36ZM261 233H262V232H261ZM17 234H18V233H17ZM98 234H100V233H98ZM177 234H178V233H177ZM180 234H181V233H180ZM186 234H187V233H186ZM7 235H8V234H7ZM101 235H102V234H101ZM101 235H100V236H101ZM256 235H257V234H256ZM263 235H264V234H262V236H263ZM26 236H27V235H26ZM39 236H41V235H39ZM46 236H47V235H46ZM46 236H45V237H46ZM48 236H49V235H48ZM184 236H185V235H183V239H184ZM187 236H188V234H187ZM15 237H16V235H15ZM34 237H35V236H34ZM41 237H42V236H41ZM179 237H180V236H179ZM185 237H186V236H185ZM253 237H254V236H253ZM259 237H261V236L259 235ZM46 238H47V237H46ZM180 238H181V237H180ZM188 238H190V236H188L187 239H188ZM248 238H249V239H248ZM254 238L256 239V237H254ZM13 239H14V241H15L16 238H13ZM28 239H29V238H28ZM183 239H182V240H183ZM185 239H186V238H185ZM185 239H184V240H185ZM187 239H186V240H187ZM247 239H248V240H247ZM263 239H264V238H263ZM16 240H17V239H16ZM250 240H249V241H250ZM253 240H254V239H253ZM256 240H257V239H256ZM260 240H261V239H260ZM14 241H13V242H14ZM189 241L191 242V239H190ZM257 241H258V240H257ZM20 242H21V241H20ZM28 242H29V241H28ZM34 242H36V241H34ZM34 242H33V243H34ZM190 242H188V243H190ZM252 242H253V241H252ZM14 243H15V242H14ZM18 243H19V242H18ZM31 243H32V242H31ZM33 243H32V244H33ZM181 243H182V242H181ZM185 243H186V241H185ZM260 243H261V242H260ZM263 243H264V242H263ZM28 244H29V243H28ZM34 244H35V243H34ZM46 244H47V243H46ZM29 245H30V244H29ZM49 245H50V244H49ZM60 245H61V244H60ZM72 245H73V244H72ZM190 245H191V244H190ZM190 245H189V246H190ZM233 245H234V244H232V246H233ZM235 245H236V244H235ZM247 245H248V244H247ZM258 245H259V244H258ZM47 246H48V245H47ZM47 246L45 245L44 247H47ZM182 246H183V245H182ZM198 246H197V247H198ZM237 246H239V245H237ZM243 246H244V245H243ZM75 247H76V246H75ZM187 247H188V246H187ZM191 247H192V246H191ZM194 247H195V246H194ZM233 247H234V246H233ZM41 248H42V247H41ZM195 248H196V247H195ZM224 248H225V247H224ZM224 248H223V250H224ZM228 248H230V247H228ZM28 249H29V248H28ZM52 249H53V248H52ZM52 249H50V250H52ZM191 249H194V248H190L189 250H191ZM242 249H243V248H241V250H242ZM54 250H55V249H54ZM189 250H188V251H189ZM233 250H234V249H233ZM194 251H196V249H195ZM15 252H16V251H15ZM38 252H39V251H38ZM52 252H53V251H52ZM67 252H69V251H67ZM70 252H71V251H70ZM82 252H83V251H82ZM82 252H81V253H82ZM202 252H201V253H202ZM13 253H14V252H13ZM35 253H37V252H34V253H32V254H35ZM39 253H40V252H39ZM48 253H49V252H48ZM53 253H54V252H53ZM62 253H63V252H62ZM1 254H2V253H1ZM37 254H38V253H37ZM50 254H51V253H50ZM67 254H68V253H67ZM69 254H70V253H69ZM74 254H75V253H74ZM79 254H80V253H79ZM90 254H91V253H90ZM242 254H244V253H242ZM245 254H247V253H245ZM17 255H19V254H17ZM24 255H25V254H24ZM47 255L49 256V254H47ZM87 255H88V254H87ZM200 255L202 256V254H200ZM200 255H199V256H200ZM248 255H249V254H248ZM248 255H246V256H248ZM33 256H35V255H33ZM33 256H32V257H33ZM40 256H41V255H40ZM51 256H52V255H51ZM70 256H72V255H70ZM77 256H78V255H77ZM77 256H76V258H77ZM79 256H80V255H79ZM79 256H78V258H79ZM81 256H82V255H81ZM81 256H80V257H81ZM203 256H205V255L203 254ZM206 256L208 257V255H206ZM14 257H15V256H14ZM20 257H21V256H20ZM22 257H23V256H22ZM66 257H67V256H66ZM82 257H83V256H82ZM92 257H93V256H92ZM211 257H212V256H211ZM237 257H238V256H237ZM28 258H29V257H28ZM63 258H64V257H63ZM71 258H72V257H71ZM71 258H70V259H71ZM73 258H75V257H73ZM76 258H75V259H76ZM202 258H203V257H202ZM246 258H247V257H246ZM68 259H69V258H68ZM85 259H86V258H85ZM197 259H198V258H197ZM203 259H204V258H203ZM207 259H208V258H207ZM242 259H243V258H242ZM28 260H29V259H28ZM39 260H40V259H39ZM41 260H42V259H41ZM63 260H64V259H63ZM63 260H62V261H63ZM80 260H81V258H80ZM200 260H201V259H200ZM238 260H239V259H238ZM49 261H50V260H49ZM86 261H87V260H86ZM44 262H45V261H44ZM44 262H43V263H44ZM69 262H71V260H69ZM80 262H81V261H80ZM241 262H242V261H241ZM45 263H46V262H45ZM57 263H58V262H57ZM59 263H60V261H59ZM64 263H65V260H64ZM71 263H72V262H71ZM249 263H253V262H250V260L248 261V258H247V259H244L243 262H242V264H249ZM17 264H18V263H17ZM202 264H203V263H202ZM234 264H235V263H234Z\"/></svg>","mask_w":264,"mask_h":264}]
</instances>
